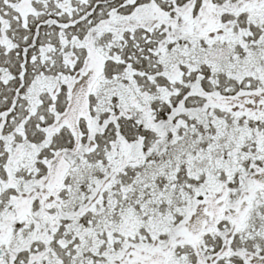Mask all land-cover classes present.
<instances>
[{
    "label": "snow or ice",
    "instance_id": "6c2138e0",
    "mask_svg": "<svg viewBox=\"0 0 264 264\" xmlns=\"http://www.w3.org/2000/svg\"><path fill=\"white\" fill-rule=\"evenodd\" d=\"M0 264H264V0H0Z\"/></svg>",
    "mask_w": 264,
    "mask_h": 264
}]
</instances>
